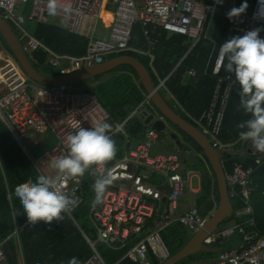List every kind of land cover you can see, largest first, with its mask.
<instances>
[{
	"label": "built area",
	"instance_id": "1",
	"mask_svg": "<svg viewBox=\"0 0 264 264\" xmlns=\"http://www.w3.org/2000/svg\"><path fill=\"white\" fill-rule=\"evenodd\" d=\"M48 3L49 0H0V14L7 21L15 22L22 30V37L19 38L26 53L45 45L25 28V6L31 4L29 19L47 23L50 19ZM55 4L56 12L67 19L71 32L75 34L83 32L87 18L97 20L103 16L105 9L117 7L108 39H100L92 34L87 51L82 56H52L50 63L59 68L61 74L79 70L85 64H100L109 55L132 49L130 42L137 23L144 27L152 49L156 47L157 40L151 38V26H160L166 31L190 36L194 38V47L204 37L211 13L219 8L205 0H144L143 3L140 0H55ZM234 25L243 33L260 28V36L264 37V0H255L253 11L236 17ZM62 59L71 61V65L63 67ZM225 63L226 59L219 51L213 68L216 83L210 105L197 121L209 132L214 147L229 149L232 144L224 143L221 136L235 81L233 77L229 78L230 74H223ZM188 74L196 75V71L189 70ZM171 75L160 79L158 90L167 86ZM149 100L148 97L142 102L137 111L143 112ZM110 117L106 107L91 92L38 84L27 77L15 60L0 69V119L26 151L40 174L52 178L58 189L72 201L65 213L78 225L75 211L84 202L85 176H70L56 169L48 173L43 165L51 164L53 158L68 154L67 136L72 133L73 124L89 128L94 122H106ZM124 126L125 122L117 124L115 131H124ZM47 129L53 131L57 143L36 158L28 149L24 138L30 132H44ZM157 138L159 131L152 129L144 142L130 150L122 159L113 163L107 160L95 165V180L101 173H110L112 182L106 187L100 201L91 208L89 217L95 236L92 238L85 235L93 253L83 264H112L101 251L103 246L125 250L121 260L154 264L150 255L152 251L158 260L166 261L172 256L163 234L167 227L174 221H180L193 232L203 228L206 218L196 207L180 216L176 215L179 199L192 178V171L186 174L181 172L182 158L177 153H153L152 148ZM258 154L260 155L257 156L255 165L246 167L235 162L232 172L227 174L231 199H240L244 204V212L251 216L255 213L251 203L253 176L264 166V153ZM136 167L154 170L166 177L170 192L164 210L160 207L163 191L147 182L146 176L136 171ZM44 223L38 221L32 224L27 221L16 224L15 235L19 236L25 228L35 229ZM250 224L253 226L250 231L238 225L219 233V236L225 238L237 231L243 235L241 246L222 252L219 264H264V233L258 229L253 217ZM7 261L3 243H0V264H8Z\"/></svg>",
	"mask_w": 264,
	"mask_h": 264
},
{
	"label": "trees",
	"instance_id": "2",
	"mask_svg": "<svg viewBox=\"0 0 264 264\" xmlns=\"http://www.w3.org/2000/svg\"><path fill=\"white\" fill-rule=\"evenodd\" d=\"M210 4H214V0H206ZM244 0H237L236 7H239ZM248 7L245 12H249L253 5V0H247ZM229 10H224L219 14V17L214 22V35L212 39L203 37L202 40L193 47L194 38L186 35L175 34L168 37L166 34L162 36L158 49L156 50V59L154 65L162 77L168 75L174 67V62L180 60L185 52L193 47L191 53L184 60L181 68H179L175 77L171 78L170 87L178 93L175 85L180 84L183 76L189 68H196L201 80L197 86L200 88L199 92L211 91V98L213 95L216 77L212 78L214 64L209 63L210 54L215 47H220L221 44L235 35H243L240 30L234 26V18L230 21L226 13ZM211 21V16L208 19V24ZM207 24V25H208ZM136 35V28L133 29ZM35 37L40 39L47 46L60 54H69L75 56H82L86 53L88 40L85 36L79 34H72L67 30L49 24L36 25L34 29L29 30ZM179 41V45L174 48V40ZM133 44V42H132ZM0 45L13 56L7 41L0 32ZM131 46V42H130ZM117 55V54H115ZM118 55H132L139 58L151 70L156 82H158L153 69L150 66V61L143 55L134 51L127 50ZM31 63L44 75L55 76L59 75V71H53L50 68L44 69L46 66L47 55L45 52H36L34 56H29ZM47 67V66H46ZM164 67V69H163ZM122 74L113 81H106L99 83L94 92L98 95L101 102L110 109L111 115L119 120L124 121L138 105L144 101V88L142 85L138 88L134 83V77L138 79L137 73L130 65H122L117 68ZM207 71V74H206ZM223 74L227 75L225 69ZM134 77H133V76ZM103 75L93 78L94 81L100 80ZM234 78V77H233ZM204 84H202L203 82ZM235 81V80H234ZM202 82V83H201ZM141 84V83H140ZM239 87L235 83L232 98L228 107L225 126L221 136L224 143L234 142L241 138L240 132L243 129H238L237 124L243 122L250 117V114L244 112L239 104ZM127 129L136 131L144 127L137 118L131 119L127 124ZM178 128L184 137L191 143V146L198 152L203 154V149L195 142L189 135ZM56 144V143H55ZM54 143L48 145V148L43 150L36 149L35 157H41L49 148H52ZM53 145V146H52ZM52 146V147H51ZM259 153V152H257ZM259 155V154H258ZM240 155L227 154L225 158L229 161L225 163L227 173H231L234 166V161L243 162L244 166L249 167L256 163V156L252 155L245 160L240 159ZM203 161L208 162V159L203 154ZM95 164L90 167H94ZM212 170V168H211ZM41 175L38 169L33 165L28 158L20 144L13 137L9 129L0 119V243H3L4 250L8 256V264H19V246L14 236L16 225L27 222L23 209L20 206L19 200L15 197L14 189L17 185L25 184L28 181H35L36 177ZM90 189L89 183L86 182V192ZM253 198L252 203L255 207V217L258 229L264 233V166L260 167L253 177ZM212 192V179L207 172L204 175L203 189L200 200V210L204 216H208L215 208L213 201H210ZM217 201L219 202L218 187L216 185ZM88 201V197L86 195ZM85 207V206H84ZM242 208L241 204L236 205V208ZM86 208V207H85ZM83 210V208L81 209ZM80 210V211H81ZM79 211V212H80ZM62 219L54 220L51 224L45 223L41 226L30 229L25 228L21 233V249L26 264H68V261L75 257L78 264H83L91 255L92 249L89 242L86 240L79 227L74 223L70 217L62 213ZM236 216L228 218L224 221L230 222ZM241 222H246L250 217L247 214L241 216ZM239 218V217H238ZM248 229L251 227L247 226ZM250 231V230H248ZM164 238L168 243L170 249L173 246L172 240L166 233ZM14 237H13V236ZM100 249H103L102 247ZM103 253L108 261L114 264L117 257L123 255L122 252H114L111 249H104ZM172 251V249H171ZM175 252L176 249H173ZM130 261H125L128 264ZM124 264V263H123Z\"/></svg>",
	"mask_w": 264,
	"mask_h": 264
},
{
	"label": "crops",
	"instance_id": "3",
	"mask_svg": "<svg viewBox=\"0 0 264 264\" xmlns=\"http://www.w3.org/2000/svg\"><path fill=\"white\" fill-rule=\"evenodd\" d=\"M236 4H237V1H236ZM236 4H235V7H236ZM254 5H255V0H253V5H252L251 10L249 12H244V13H248V14L251 13L253 11V9H254ZM218 6H219V8L217 9L218 16L216 17V19L219 17V14L221 12H223L224 10H230V9H223L222 7H220V5H218ZM106 10L107 9H105L104 11H106ZM56 14H57L58 17H61L63 19V21L57 22V23L51 22V15L50 14H49L50 19H49V21L47 23H40V22H37L35 20H31L29 18L28 19L30 21L37 22L38 23L37 25H39V24H49V25H53V26H58V27H61V28L65 29V30H67L68 32H70L72 34H75V33L71 32V30H70V28L68 26L67 19L65 17L59 15L57 12H56ZM101 18H99L97 20H95L94 18H87L86 19L83 32L80 33L79 35L85 36L87 38V40H88V44H89L90 36L92 34L94 35V37H96L97 28H98V25L100 23V19ZM111 18H113V17H110V19ZM216 19H215V21H213V20H211V21L216 23ZM211 21L209 22V24L211 23ZM27 22H28V20H27ZM27 22L24 25H26ZM209 24L206 26V31H205L204 37H206L207 39H212L213 38V35H214V26L213 27L211 26L209 28ZM111 28H112L111 23H109V24L108 23H105V27H103L102 31H100L98 38H100V39H108L109 36H110V33H111ZM134 28H136L137 31H136V35L135 36H132V40H131V47H132V49H130V50L131 51H134V52H136L138 54L143 55L146 59H148L150 61V66L153 69V72H154V74L156 75V77L158 79L157 80L158 82L155 81L156 82V86L159 84L160 79L165 78V77L169 76L170 74H172L171 77H170V79H169V81H168V83H167V86L165 88L161 89L160 92L162 93V95L164 96V98L166 99V101L174 108V110L178 114H180L182 117H184L186 120L190 121L194 125L198 126L203 132L206 131L198 123L197 119L201 116V114L203 113V111L206 108H208V106L210 105V101H211V96H210L211 91H210V89L211 88L208 89L207 92H199L198 91V90H200V88L197 86V84H199V82L201 81V80H198L199 79L198 70L196 68H192V67L187 70V72L183 76L180 84L175 85V88L178 89V93L174 89H172L170 87V82L172 80L171 78L175 77V75L177 74L179 68H181V65L183 64L184 60L191 53L193 47H190L185 52V54L183 55V57L180 58L179 61L174 62L175 63L174 64V67H173V69L171 70V72L168 75H166L165 77H162L159 74V72L157 71V69H156V67L154 65V62H155V59H156L155 52L158 49V45H159V42H160L162 36H164L166 34L170 38V37H172V35H175V34H178V33L166 31V30H164L160 26H158V27L151 26V30L153 31V34H152V37L151 38H154V39L157 40L156 47L154 49H152L151 44L149 42L150 39L145 35L144 27L140 23H137L134 26ZM262 29L264 30V25L262 26ZM28 32L30 33V35H32L33 37H35L29 30H28ZM240 33L244 34L241 31H240ZM133 35H134V32H133ZM35 38H37V37H35ZM38 40H40V39H38ZM132 42H133V44H132ZM43 44L45 46H41L37 50L28 52L27 53L28 57L29 56H34V54H36V52H40V51L45 52L46 55H47V60H46L45 65L47 67L46 66H42V67L44 69L50 68L53 71H59L60 74H61L60 69L53 67L51 65V63H50V60H51V58H52V56L54 54H59V55H69V54H60V53H57L52 48H50L49 46H47L45 43H43ZM173 45H174V48L177 45H179V41L177 40V38H176V40H174ZM219 50H220V47H215V49L210 54L209 63L215 64V60H216V57H217V55L219 53ZM2 52L7 53L13 60H15L14 57L12 55H10L8 52H6L5 50H3ZM72 56H75V55H72ZM117 56H119V55L118 54L117 55H115V54L109 55V56H107V58H106L105 61H107L109 59H112L114 57H117ZM61 65L63 67L70 66L71 65V61L66 60V59H62L61 60ZM85 66H87V64H85L82 68H84ZM90 66H92V65H90ZM120 66H122V65H120ZM120 66H118V67H120ZM117 68H115L114 70H111L109 72L103 73L104 76L100 80H98V81H94L93 78H91V79L85 80L83 82L77 83L75 85H79L81 83H87V85H90L89 86V89L88 90H84V91L91 92V93L95 94L98 97V95L96 94V92H94V88H96L99 83L106 82L108 80L109 81H113L115 78L119 77L122 74V72L121 71H118ZM163 69H164V67H163ZM192 69H194L196 71V75H189L188 74V71L189 70H192ZM103 74H100V75H103ZM206 74H207V71H206ZM137 77H138V74H137ZM210 77L215 78V75L214 74L213 75H210ZM134 83H135V85L138 88L140 87V85H142V83L140 82L139 77H138V79L134 77ZM202 84H204V82ZM75 85L68 86V87H70L71 89H73ZM143 88H144V86H143ZM75 91H78V90H75ZM143 94H144V101H145L149 97L148 94H147V92H146V89L145 88H144ZM98 99L100 100L99 97H98ZM100 102H101V100H100ZM140 105H138L136 107V109L124 121H119V120L115 119L111 115L110 109L104 105L106 107V109L109 111L110 116H111L110 119L108 121H106L105 123H107L109 121H112L117 126V124H121V123H124L125 122L124 131H115L116 130V128H115V130L113 132H110V133L107 134L114 141L115 148H116L115 155L110 160H108L110 163H113V162H116L117 160L122 159L130 150L137 148V146L140 143L144 142V140L147 137L148 132L150 130H152V129H156V127L154 126L155 121H152L151 124H146L145 119L141 117V112L140 111H137ZM147 107L150 109V111L147 110L149 114H152V113H156L157 115L160 114L157 117V119H162L167 124V126L174 127L175 128V132H178L180 134V137L182 138V140L183 141H188L184 137L183 133L178 128L175 127L177 125L172 124L168 119H166L163 116V114L157 109V107L153 104V102H151V100H149L146 103V107H145L144 110H146ZM178 109H181L182 112H179ZM133 118H137L138 121L142 124V126L144 128L141 129L140 131H139V129H137L136 131H133L132 130L131 133H130L129 130L127 129L128 128L127 127V124ZM156 130H158V129H156ZM161 132H164V131H159V138H157V140H156V142H155V144H154V146L152 148V152L153 153H155L154 152V147H155L156 143L159 140H161ZM170 132H172V131H170ZM37 133H44V137L42 138V140L38 144H36L34 146V148H29L27 146L28 149L30 150V152L32 153V155H34V157H35V152L34 151L36 149L43 150L44 148H48L47 147L48 145H50L52 143H54V144L57 143V139H56V137H55V135H54V133H53L52 130L47 129L44 132H37ZM209 137L211 138V136H209ZM230 143L232 145H231V147L229 149H232V150H235L236 149L235 148L236 145H241V148L238 151H242V153L241 154H232V155H240L241 156L240 159L242 161L245 160V159H247L248 157H250L252 155L256 156V158H257V156H258L257 151H255L251 147V142L250 141H246L243 137L237 139L234 142H230ZM175 145L177 146L176 143H175ZM244 145H246V149H243V146ZM22 149H23V147H22ZM221 149H223V148H221ZM179 150H180V152H178V153L177 152H166V153H177V154H179L181 156V158H182L181 171H182L184 162H187V164H192V165H196V166L199 167L197 169H192V170L189 169L186 172H182L183 174H186L188 171H192V178H191L189 184H190V187H191L192 192L199 195L197 197V203H198L197 206H194L191 209H193V208L196 207L201 212V210H200V200H201L202 189H203L204 175L207 172L210 174V177L212 179V192H211V195H210V201H213V203L215 204V208L212 211V213L209 214L208 216H204L202 214V212H201V214L207 219L208 217H210L215 212V210L217 209V207L219 206V203H220V197H219V202L217 201L216 185L218 187V184H217L216 176H215V174L213 172V169L211 170L212 167L210 168V166L208 165V163L206 161H203V159L201 157H199V161L197 163H190L188 161L187 155H188V153L190 151H195L196 153L200 154V152H198L192 146L189 147V149H180L179 148ZM24 152L26 153L25 150H24ZM155 154H158V153H155ZM26 155L28 156L27 153H26ZM225 156L226 155L223 156L222 161H224V167L226 169L225 163L227 161H229V160L227 158H225ZM28 158H29V156H28ZM235 162H239V161H234V163ZM239 163H242L243 164V162H241V161ZM50 165L51 164H49V163H44V166H48V170H47L48 173H51V172H53L55 170ZM94 168H95V166L93 168L92 167H89L87 170H90V171L93 170L94 171ZM135 170L142 172L146 176L145 179H146L147 182H149L150 184H153V185L158 186L163 191L164 197H163V200H162V202L160 204V207H161L162 210H164L166 208V206H167V195L170 192V187H169V184H168V181H167L166 177L162 173H160V172H157V171L154 172V170L145 169V168H142V167H136ZM226 173H227V171H226ZM195 176L198 177V182H199L198 186H193V178ZM91 178L94 180V182L91 181ZM86 182L89 183V185H90V189L87 192H86ZM94 183H95L94 175H91L89 177L87 176L85 178L84 190H83L84 202L81 205V207L76 210V211H80L82 208L84 209L86 207L85 209H87L89 216H90L91 208L93 206V201L95 200V197H96V193H95L94 188H93ZM252 190H253V186H252ZM86 195L88 197V201L86 199ZM218 196H219V191H218ZM252 198H253V191H252ZM232 201H233V204H234V213H233V215L236 214L237 217H235L232 221L228 222L226 226L220 227L217 231H215V233L212 234L210 236V238H208L205 241V247H202L203 250L196 251V252H194V253H192V254H190V255L182 258L181 260H179L175 264H219V258H220V255H221L222 252H224L226 250H230V249H235V248H238V247L241 246V244L243 243V235L241 234V232L237 231L235 234H233V235H231L229 237H226V238L225 237H222V236H219V233L221 231L227 229V228L236 227L238 225L239 226H242L246 230H253V226L250 224V220L253 217L254 220H255V223L257 224L256 217H255L256 211H255L254 215H252V216L249 215L250 218L246 222H241V218H242L241 216L244 215V214H247L246 212H244V204L241 202L240 199H234ZM251 203H252V200H251ZM238 204H241L243 207L242 208H238V207L236 208V205H238ZM252 205L254 206L253 203H252ZM179 208H180V202H179V206H178L177 210H179ZM191 209L182 210L179 213H176V215L180 216V215L186 213L187 211H189ZM254 209H255V207H254ZM62 213H65V212H62ZM76 219H77L79 225L76 224L75 222L74 223L79 227L80 231L83 233V235L85 236L86 240H87V237H86L85 234H88L90 237L95 236V229H94V227H92L91 231L89 232L83 226H81V224H80V222H79V220H78L77 217H76ZM16 224H19L18 221H15V225ZM247 226L251 227V229H248ZM166 232H167V235L169 236V239L172 240V242H173V246L171 248L172 249V251H171L172 252V256L170 258H172L178 252H180L190 242V240L196 234V232H193V231L189 230L180 221H174L169 227H167L164 230V233H166ZM21 233H23V231L20 232L19 236H16L15 233H14V236H16L15 239H16L17 244L19 246V264H26L25 259H24V256H23V252H22V249H21ZM92 238H94V237H92ZM102 248L103 249H110V248L105 247V246H103ZM173 249H176V251L174 252ZM111 250L114 251V252H122L123 251V255L125 253V250H113V249H111ZM92 253H93V251H92ZM150 255H151V259L154 262V264H164L166 261H168L170 259L169 258L166 261H160V260L157 259V257L155 256V254L152 251L150 252ZM121 258H122V256L117 257V259L114 261V263H118V264H123L124 263L125 264V261H126V263H127V261H130L128 264H139V263L132 262L131 260H121Z\"/></svg>",
	"mask_w": 264,
	"mask_h": 264
},
{
	"label": "clouds",
	"instance_id": "4",
	"mask_svg": "<svg viewBox=\"0 0 264 264\" xmlns=\"http://www.w3.org/2000/svg\"><path fill=\"white\" fill-rule=\"evenodd\" d=\"M224 0H214V4L222 5ZM247 0L239 7L231 8L227 18L232 21L247 9ZM48 11L55 15V0H49ZM261 29L256 28L235 35L225 40L220 46V55L226 59L225 71L234 77L239 87V104L244 112L250 114L249 119L237 124L243 129L240 135L251 142V147L264 153V37ZM73 131L67 136L68 154L53 158L51 167L60 173L70 176H83L93 164L110 160L115 155V143L107 135L109 125L102 121L94 122L91 127L84 128L80 124L72 125ZM112 182L111 174L101 173L93 185L96 193L93 204L100 201L106 187ZM15 197L19 200L27 221L36 224L44 221L51 224L62 219V212H67L72 204L68 196L62 193L55 181L46 175H38L35 181L17 185ZM68 264H78L72 257Z\"/></svg>",
	"mask_w": 264,
	"mask_h": 264
},
{
	"label": "water",
	"instance_id": "5",
	"mask_svg": "<svg viewBox=\"0 0 264 264\" xmlns=\"http://www.w3.org/2000/svg\"><path fill=\"white\" fill-rule=\"evenodd\" d=\"M0 32L7 41L14 59L21 66L27 77L41 85L68 87L114 70L120 65L127 64L134 68L138 74L140 82L146 89L151 102H153L166 119H168L172 124L177 125L203 149V154L208 159V162L216 176L220 197L219 206L215 212L206 219L203 228L196 232L194 237L180 252L164 264H175L182 258L196 251L203 250L202 247H205V241L221 227L226 219L231 218L234 213V204L229 194L227 173L222 158L227 154H241L242 151L214 147L211 138L207 134H205L198 126L178 114L166 101L160 90H158L149 68L144 62L135 56L120 55L100 64L92 66L87 65L82 69L68 74L46 76L40 73L31 63L18 34L14 31L12 25L1 14ZM141 117L145 119L146 124H151L152 121H155L154 126L159 131H166L168 128L167 124L162 119H157L156 113L149 114L147 110H144L141 112ZM170 133L171 138L180 149H189V147H191V143L189 141H183L178 132L172 131ZM243 149H246V145L243 146ZM203 154L190 151L187 155V159L190 163H197L199 161V157L202 158ZM91 181L94 182L92 178Z\"/></svg>",
	"mask_w": 264,
	"mask_h": 264
},
{
	"label": "rangeland",
	"instance_id": "6",
	"mask_svg": "<svg viewBox=\"0 0 264 264\" xmlns=\"http://www.w3.org/2000/svg\"><path fill=\"white\" fill-rule=\"evenodd\" d=\"M236 1L237 0H224V3L222 5H220V7H222L223 9H231L233 7H235V4H236ZM141 3L144 2V0H140ZM117 7L116 6H112V7H109L106 11L103 12V16L102 18L100 19V23L98 25V28H97V34H96V37L98 38L99 37V33L100 31H102L103 27H105V23H111V26H112V23L114 21V12H115V9ZM25 11H24V14L25 16L27 17V24L25 25V27L28 29V30H31V29H34L35 26L38 24L37 22L35 21H30L28 19V16L30 15V12H31V4H28L27 6H25ZM218 16V11L217 10H214L211 14V20L215 21L216 17ZM110 17H113L110 19ZM63 21V19L61 17H58L57 14L55 13V15H51V22L53 23H57V22H61ZM12 27L14 28V31L18 34V36L22 37V30L20 27H18L15 22L13 21H8ZM213 27L214 26V22L211 21V23L209 24V28L210 27ZM92 32V31H91ZM90 32V33H91ZM89 33V34H90ZM3 48L1 47L0 45V67L2 68L3 66H5L6 64H9V63H12L14 62V60L11 59V57L8 56L7 53L5 52H2ZM89 86L90 85H87V83H81L79 85H75L73 89L75 90H80V91H84V90H88L89 89ZM146 110H149L150 109L147 107ZM179 112H182L181 109H178ZM159 114V113H158ZM185 114V113H184ZM160 115V114H159ZM157 115V117L159 116ZM107 124L109 125V129L107 131V134L110 133V132H113L116 128V124L112 121H109L107 122ZM170 131H175V128L174 127H171V126H168V129L164 132H161V140H159L155 147H154V152L155 153H166V152H180L179 148L175 145V142L173 141V139L171 138V133ZM205 134H207L208 136L209 135V132L207 131H204ZM44 137V133H37V132H30L28 133L25 138H24V141L25 143L27 144V146L29 148H34V146L36 144H38L42 138ZM235 150H240L241 148V145H236L235 146ZM43 168L47 171L48 170V166H44L43 165ZM199 168L198 166L196 165H192V164H187V162H184V165H183V168H182V171L181 172H186L187 170L189 169H197ZM155 172V171H154ZM94 175V171H90V170H86L85 171V178L88 176H91V175ZM199 182H198V177H194L193 178V186H198ZM199 195L198 194H195L192 192L191 190V187H190V184L187 183L186 185V188H185V191H184V194L180 197L179 199V202H180V208L179 210L176 211V213H179L180 211L182 210H188V209H191L192 207L194 206H197V197ZM75 216L78 218L81 226H83L87 231H91L92 229V222L89 218V215H88V211L87 209H83L81 210L80 212L79 211H75ZM228 222L226 223H223L221 225V227H224L227 225ZM94 237V236H92ZM101 251L104 253L105 250L104 249H101ZM123 256V255H122Z\"/></svg>",
	"mask_w": 264,
	"mask_h": 264
},
{
	"label": "bare ground",
	"instance_id": "7",
	"mask_svg": "<svg viewBox=\"0 0 264 264\" xmlns=\"http://www.w3.org/2000/svg\"><path fill=\"white\" fill-rule=\"evenodd\" d=\"M9 56V55H8ZM10 57V56H9ZM12 59V58H11ZM13 60V59H12ZM1 68V67H0Z\"/></svg>",
	"mask_w": 264,
	"mask_h": 264
}]
</instances>
